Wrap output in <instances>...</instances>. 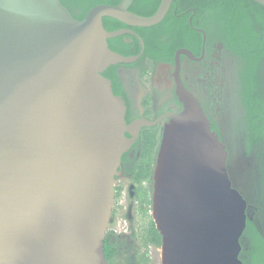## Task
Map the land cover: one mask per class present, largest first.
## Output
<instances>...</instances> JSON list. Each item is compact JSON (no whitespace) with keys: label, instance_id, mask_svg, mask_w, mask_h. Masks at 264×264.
Here are the masks:
<instances>
[{"label":"water","instance_id":"water-1","mask_svg":"<svg viewBox=\"0 0 264 264\" xmlns=\"http://www.w3.org/2000/svg\"><path fill=\"white\" fill-rule=\"evenodd\" d=\"M174 2L144 17L121 0L78 20L62 0H0V264H108L122 157L161 119L127 123L104 73L134 64L145 45L129 29L108 31L104 19L152 28ZM126 35L140 41L139 55L110 48ZM182 54L197 60L180 50L177 67ZM177 96L183 110L166 116L152 176L161 264H243L249 214L236 165L179 76Z\"/></svg>","mask_w":264,"mask_h":264},{"label":"trees","instance_id":"trees-1","mask_svg":"<svg viewBox=\"0 0 264 264\" xmlns=\"http://www.w3.org/2000/svg\"><path fill=\"white\" fill-rule=\"evenodd\" d=\"M121 0H62V4L71 15L83 20L95 6L107 4L116 6ZM160 0H135L130 11L149 17L155 13ZM187 11L190 13L188 14ZM182 15L178 17L177 15ZM193 15V26L202 29L208 41L218 38L240 62L239 85L241 101L246 112V145L249 152H255L259 164V180L256 182L255 196L260 205V220L264 227V7L253 0H175L166 18L157 26L140 29L145 42V56L152 61L171 59L179 47L192 46L200 52L203 35L189 24L188 16ZM105 28L115 31L124 25L110 18L104 19ZM170 41L167 46L159 37ZM127 37V36H125ZM125 37L109 40L110 48L124 56L140 53L137 39L133 45L124 43ZM142 142L141 159L133 170L131 180L134 184L135 200L138 212L147 219L148 224L143 235L130 238L115 236L107 232L104 242L108 264H118L121 255L120 245H134L139 240L140 247H161L162 237L156 230L150 215L152 196V176L160 143L158 132L144 129L140 136ZM253 198V199H254ZM244 236L249 238L248 251H243L247 260L243 264H264V233L257 223L247 220ZM136 253L140 248H135ZM136 264H149L148 251L137 255Z\"/></svg>","mask_w":264,"mask_h":264},{"label":"flooded vegetation","instance_id":"flooded-vegetation-1","mask_svg":"<svg viewBox=\"0 0 264 264\" xmlns=\"http://www.w3.org/2000/svg\"><path fill=\"white\" fill-rule=\"evenodd\" d=\"M160 3L161 0L155 12ZM187 13L190 12L187 11ZM182 15L184 14L177 16L181 17ZM188 20L189 24L193 26V15H189ZM119 29H129L141 37V28H131L124 25ZM193 29L200 33L203 31L194 26ZM126 36H123L125 37L124 43L133 45L134 39L137 38L133 35ZM159 38L165 42L166 46L170 44L167 37L160 36ZM142 40L144 42L143 38ZM139 44L141 46L140 41ZM180 50L191 52L197 60L182 54L179 59V67H177L176 55ZM140 53L131 56H137ZM239 66V59L225 48L222 41L214 36L208 41L206 34V40L204 42L203 39L200 52H195L192 46L179 47L171 59L155 62L145 56L144 48V53L134 64L113 66L104 73V76L111 80L115 95L122 97L125 101L128 124L143 119L152 122L161 119L155 126L143 128L141 131L142 133L144 129H155L159 134L160 141L164 125L170 120L166 116L180 113L183 110V105L177 96V76H179L185 88L198 98L211 121L212 130L219 134L221 141L226 145L230 154L229 162L236 165L239 183L251 194L247 195L238 186L248 202V214L250 213L249 208L252 206L257 218L260 213V205L254 196L256 182L259 180V164L255 152H249L246 145V112L240 95ZM140 136L129 152L123 155L118 171L119 177L128 179L131 185V196L134 199L133 190L135 187L131 177L141 159L142 142ZM226 138H229L234 144L233 154ZM249 219L253 220L250 214ZM249 244V238L243 235L242 261L245 260L243 251H248Z\"/></svg>","mask_w":264,"mask_h":264},{"label":"built area","instance_id":"built-area-1","mask_svg":"<svg viewBox=\"0 0 264 264\" xmlns=\"http://www.w3.org/2000/svg\"><path fill=\"white\" fill-rule=\"evenodd\" d=\"M117 177L115 184L116 202L108 232L115 236L132 237L139 234L138 227L133 217L138 214V203L131 196V185Z\"/></svg>","mask_w":264,"mask_h":264},{"label":"rangeland","instance_id":"rangeland-1","mask_svg":"<svg viewBox=\"0 0 264 264\" xmlns=\"http://www.w3.org/2000/svg\"><path fill=\"white\" fill-rule=\"evenodd\" d=\"M226 140H227L229 147L231 149V152L233 154L234 153V144L229 138H226ZM123 181L128 183L127 178L126 179L124 178ZM238 185L240 186V188L245 193H247V195H251L250 192L247 191V189L243 185H241L240 183H238ZM249 210H250L249 214H250L251 218H253V220L257 223L258 228L264 233V227L261 226L260 220L259 221L256 220L255 212H254L252 206H250ZM133 218H134L136 225L138 227V231H139L138 236L143 235L144 231L146 230L147 224H148L147 219H145L142 216V214H140L139 212H138L137 216L133 217ZM133 242H134V245H131V247H128V246L126 247L123 244L120 245L121 255L119 257L118 264H136L137 255L142 254L145 251H148V256L150 259L149 264H161V252L159 249L160 247L157 248V247L151 246L147 250L143 247H140L141 243L139 240H135ZM135 248H140V251L136 253ZM243 256L245 257V260H247V256L245 254H243Z\"/></svg>","mask_w":264,"mask_h":264}]
</instances>
